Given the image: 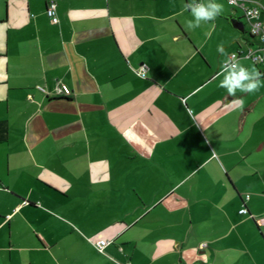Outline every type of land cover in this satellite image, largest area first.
I'll return each instance as SVG.
<instances>
[{
  "label": "crops",
  "instance_id": "1",
  "mask_svg": "<svg viewBox=\"0 0 264 264\" xmlns=\"http://www.w3.org/2000/svg\"><path fill=\"white\" fill-rule=\"evenodd\" d=\"M188 2L57 0L53 23L49 0H0V264H264V88L219 87L225 54L257 40L228 0L187 29ZM230 202L229 244L185 259L192 208L204 223Z\"/></svg>",
  "mask_w": 264,
  "mask_h": 264
},
{
  "label": "rangeland",
  "instance_id": "2",
  "mask_svg": "<svg viewBox=\"0 0 264 264\" xmlns=\"http://www.w3.org/2000/svg\"><path fill=\"white\" fill-rule=\"evenodd\" d=\"M234 27H236V26L234 25ZM244 29L245 28L243 27L242 30L244 31ZM235 32L238 33L239 31L235 30ZM216 35H218V36L221 35V36H224L226 38H228V36H231L230 32H228L227 30L223 31L221 28L218 29ZM227 51H228V53H230V52H233L234 49L228 48ZM242 58H244V59L241 60V65H243L249 69L255 68L257 70V67L254 65V63H252V61L246 60L249 58H246V57H242ZM261 85H262L261 87L263 89L264 88V81H261ZM250 115H251L250 121L252 120L251 130H253V132L256 129H261V128H263V130H264V99L260 101V103L257 106V108L255 109V111ZM207 168L211 169L212 167L209 166ZM225 178H226V176H225ZM247 193L249 195L252 194V192H246V194ZM189 207L190 206H187V208H189ZM221 208L223 209L222 211H218L217 213H215V212L212 213V215H211L212 218H210V220H208V221H205L204 223H203V220L199 219L198 216L196 215V211H195L194 207L192 208L193 216L192 217L188 216L187 226L190 225L192 222L193 225H192L191 233L193 235V240H192L193 245L191 244L192 246H190V247L188 246L184 250L185 259L189 260V259H194L196 257H199L201 255L199 253V250L205 249V247H202V244L203 243L206 244L207 245L206 248H208L209 244L211 243L209 241L210 238L213 239L214 237H216L217 239H219V243L221 244L220 246L229 244L226 241L231 240V218L232 219L234 218L235 222L240 223V220H242L243 217L238 218V216H234L231 213V209L234 208V206H231V202L225 206H221ZM212 229L214 230V233H216V234H214V236L211 237L209 234L211 233ZM241 230H244V228L243 227L237 228V231H241ZM146 251H147V249L144 248L143 249L144 254H141L140 261L142 263H144V262L146 263L147 261L150 262V260H151L150 258L144 257L147 253ZM123 263H125V262H123Z\"/></svg>",
  "mask_w": 264,
  "mask_h": 264
},
{
  "label": "clouds",
  "instance_id": "3",
  "mask_svg": "<svg viewBox=\"0 0 264 264\" xmlns=\"http://www.w3.org/2000/svg\"><path fill=\"white\" fill-rule=\"evenodd\" d=\"M184 10L190 11L192 19L186 21V28L195 30L202 24L215 21L224 11V6L215 0H190L184 4ZM217 51L224 53L223 45L217 46ZM219 75L223 76L219 87L225 89L229 96L235 97L236 93L255 94L259 91L261 85V73L255 68H247L239 63L233 57L225 54V59L221 65ZM233 106L237 108L243 107L242 99L233 100Z\"/></svg>",
  "mask_w": 264,
  "mask_h": 264
},
{
  "label": "built area",
  "instance_id": "4",
  "mask_svg": "<svg viewBox=\"0 0 264 264\" xmlns=\"http://www.w3.org/2000/svg\"><path fill=\"white\" fill-rule=\"evenodd\" d=\"M228 3L236 8H239L244 13V18L247 24L250 27V35L253 36L257 40L256 49H251L247 52L239 51L235 52L230 57H233L236 60H240L242 57H246L251 59L256 64L264 63V8L263 7H247L245 2L241 0H228ZM47 16L51 20V22H57V0H49L47 7ZM147 67L145 65L141 66L139 70H137V74L141 78H146ZM38 89L43 93H48L44 87H38ZM56 96L69 98L72 95L71 90L65 86L60 85L56 87L55 90ZM240 214L247 215L249 211L246 208L240 210ZM259 225H264V218L256 221ZM111 244L110 241L107 240H99L96 243V247L100 252H104L105 249ZM207 245L204 244L203 247Z\"/></svg>",
  "mask_w": 264,
  "mask_h": 264
},
{
  "label": "water",
  "instance_id": "5",
  "mask_svg": "<svg viewBox=\"0 0 264 264\" xmlns=\"http://www.w3.org/2000/svg\"><path fill=\"white\" fill-rule=\"evenodd\" d=\"M239 24L242 26V28L244 27V24L242 22H239ZM234 25L236 26V28H239L238 24L235 22ZM241 28V30H242Z\"/></svg>",
  "mask_w": 264,
  "mask_h": 264
},
{
  "label": "trees",
  "instance_id": "6",
  "mask_svg": "<svg viewBox=\"0 0 264 264\" xmlns=\"http://www.w3.org/2000/svg\"><path fill=\"white\" fill-rule=\"evenodd\" d=\"M252 39H255L253 36H251Z\"/></svg>",
  "mask_w": 264,
  "mask_h": 264
}]
</instances>
